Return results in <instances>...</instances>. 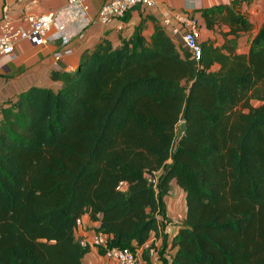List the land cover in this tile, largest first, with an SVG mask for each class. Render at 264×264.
<instances>
[{
    "label": "trees",
    "instance_id": "obj_1",
    "mask_svg": "<svg viewBox=\"0 0 264 264\" xmlns=\"http://www.w3.org/2000/svg\"><path fill=\"white\" fill-rule=\"evenodd\" d=\"M243 1L201 10L206 28L229 30L202 40L199 61L157 20L147 39L144 20L55 71L59 89L32 86L3 109L0 264H84L85 215L136 250L165 228L174 180L187 211L163 264H264V22L239 53L255 28ZM160 170L155 189L146 173Z\"/></svg>",
    "mask_w": 264,
    "mask_h": 264
},
{
    "label": "crops",
    "instance_id": "obj_2",
    "mask_svg": "<svg viewBox=\"0 0 264 264\" xmlns=\"http://www.w3.org/2000/svg\"><path fill=\"white\" fill-rule=\"evenodd\" d=\"M108 0H89V14L93 19L89 25L80 34L74 36L67 46H63L61 41L48 42L42 46H36L27 40H19L16 43L15 54L13 59L8 55H0V116L4 108L9 107L17 100L20 93L26 91L32 86L50 87L59 89L62 81L54 79L53 73L74 71L84 54L92 49L98 42L103 39L110 40L114 46H119L125 38L133 36L136 28L144 20V36L149 39L155 30L157 20L163 24L166 17H170L176 12H193L200 16L202 28L205 27L201 10L210 8L219 4L231 3L233 0H158L152 8H133L129 13V18H116L108 24L98 21L97 15L101 6ZM253 3V2H251ZM67 6V0H0V16L9 14L21 26H26L24 17L27 14L43 15L52 11H62ZM240 11L243 13L245 5L241 6ZM262 7H264L262 5ZM251 20V19H250ZM264 22V16L260 18V26ZM228 31L226 25L214 29H208L209 34L203 40L212 39L216 45L224 42L223 35L218 31ZM258 28V29H259ZM255 27L252 33L242 34L238 39L237 51L247 53L250 47V40L258 31ZM170 35L169 31H167ZM171 36V35H170ZM250 36L247 50H243V37ZM172 37V36H171ZM174 39V37H172ZM230 38H232L230 36ZM181 38L177 39L180 41ZM176 40V39H175ZM245 49V48H244ZM58 51L64 52L61 59L56 60L54 54ZM70 51V52H68ZM59 67V68H58ZM167 207L166 226L163 231L152 233L150 239L141 247L136 249L140 262L147 264L144 254L148 252L145 245H155L159 249V254L150 256L152 264H163L166 260H171L177 247L173 246V240L178 234L180 228L184 225L186 217V192L172 181L169 194L165 197ZM100 223L92 221L88 215L82 217V224L76 230V237H92L97 231ZM84 264H116L112 259L107 258L100 252V249L92 247L83 259Z\"/></svg>",
    "mask_w": 264,
    "mask_h": 264
},
{
    "label": "built area",
    "instance_id": "obj_3",
    "mask_svg": "<svg viewBox=\"0 0 264 264\" xmlns=\"http://www.w3.org/2000/svg\"><path fill=\"white\" fill-rule=\"evenodd\" d=\"M158 0H108L100 8L97 19L108 24L116 18H123L135 7L153 8ZM89 0H67L64 10L52 11L43 15L27 14L24 17L26 26H21L9 14L0 16V55H8L15 59L16 43L27 40L33 45L42 46L48 42L61 41L67 46L72 38L84 31L93 22L89 14ZM174 38H181L196 61L202 58V22L193 12H176L164 18L162 24ZM70 52V51H68ZM64 52L54 54L56 60L63 57ZM59 68V67H58ZM163 170L146 173L148 181L156 189ZM82 218L78 220V227ZM111 234L95 231L92 237L79 238L81 245L87 248L104 250V255L116 264H139L140 259L136 250L130 247L111 246ZM150 256L158 255L159 249L155 245H145Z\"/></svg>",
    "mask_w": 264,
    "mask_h": 264
},
{
    "label": "rangeland",
    "instance_id": "obj_4",
    "mask_svg": "<svg viewBox=\"0 0 264 264\" xmlns=\"http://www.w3.org/2000/svg\"><path fill=\"white\" fill-rule=\"evenodd\" d=\"M253 2V3H251ZM245 5V10L243 11L244 14L247 15V17L249 19H251V21L254 23V26L258 29L259 25H260V18L262 16H264V7H262V5L264 6V0H244L239 6L238 8H242V5ZM241 10V9H238ZM196 14V13H195ZM197 16H199L198 14H196ZM200 18V16H199ZM201 19V18H200ZM222 28L220 31H218L219 35L222 36ZM209 34L208 30L206 29V27L202 28V35H201V40L205 39L207 37V35ZM250 39V36L248 37H243V41L244 44V48L243 50H247V46H248V40ZM254 104H259L260 102H258L256 99L253 100Z\"/></svg>",
    "mask_w": 264,
    "mask_h": 264
},
{
    "label": "water",
    "instance_id": "obj_5",
    "mask_svg": "<svg viewBox=\"0 0 264 264\" xmlns=\"http://www.w3.org/2000/svg\"><path fill=\"white\" fill-rule=\"evenodd\" d=\"M178 127L179 128H178V133H177V138H176V143H175L176 146L180 143V141L182 140V138L184 137L187 131V128H188L187 122L183 120L182 122L179 123Z\"/></svg>",
    "mask_w": 264,
    "mask_h": 264
}]
</instances>
